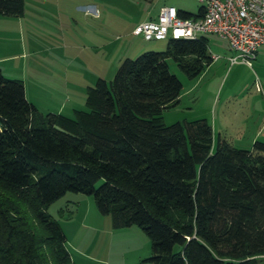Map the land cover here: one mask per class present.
Listing matches in <instances>:
<instances>
[{"label":"trees","instance_id":"obj_1","mask_svg":"<svg viewBox=\"0 0 264 264\" xmlns=\"http://www.w3.org/2000/svg\"><path fill=\"white\" fill-rule=\"evenodd\" d=\"M26 0H0L20 17ZM181 11L184 16L195 15ZM174 58L192 78L214 60L209 39L172 38L88 86L86 109L40 112L0 66V264H74L48 206L93 195L115 228L138 224L155 264H257L264 256V142L215 140L205 118L167 124L180 102ZM28 210H25L24 203Z\"/></svg>","mask_w":264,"mask_h":264},{"label":"rangeland","instance_id":"obj_2","mask_svg":"<svg viewBox=\"0 0 264 264\" xmlns=\"http://www.w3.org/2000/svg\"><path fill=\"white\" fill-rule=\"evenodd\" d=\"M163 5L191 14L202 6L199 0H27L23 20L0 14V66L6 76L24 79L40 112L73 116L75 109L87 108L88 86L99 77L110 81L126 58L167 49L168 40L132 33L140 22L157 17ZM202 35L211 54L221 57L194 78L168 59L183 91L177 105L163 110L164 121L205 118L216 141L221 135L244 148L264 142V46L253 66L231 65L235 51L229 41L216 33ZM15 51L19 55L13 58ZM48 212L61 223L74 264H155L145 261L152 254L145 230L138 224L115 228L93 195L68 191ZM257 264H264V257Z\"/></svg>","mask_w":264,"mask_h":264},{"label":"built area","instance_id":"obj_3","mask_svg":"<svg viewBox=\"0 0 264 264\" xmlns=\"http://www.w3.org/2000/svg\"><path fill=\"white\" fill-rule=\"evenodd\" d=\"M198 14L184 16L174 5H163L155 18L135 26L133 34L146 40L199 38L216 33L227 39L235 54L231 65L244 62L253 66L264 45V0H199ZM221 55L212 53L213 60Z\"/></svg>","mask_w":264,"mask_h":264},{"label":"crops","instance_id":"obj_4","mask_svg":"<svg viewBox=\"0 0 264 264\" xmlns=\"http://www.w3.org/2000/svg\"><path fill=\"white\" fill-rule=\"evenodd\" d=\"M26 6H27V0H26ZM26 14H27V8H26V11H25V14L23 15V16H20V17H15V19L16 20H23L25 17H26ZM132 33H133V31H132ZM10 43H13V42H10ZM229 46H230V43H229ZM264 46V45H263ZM262 46V47H263ZM230 48H231V46H230ZM260 49H261V47H260ZM260 49H259V51H260ZM15 54H13L14 55V57L13 58H15V57H17L19 54L17 53L16 54V51L14 52ZM258 57H259V52H258ZM258 57H257V59H258ZM3 60L1 59L0 60V62H2ZM1 65V64H0ZM2 69H3V67H2ZM24 80V79H23ZM26 91H27V89H26ZM28 93V92H27ZM27 97L29 98V100H31L32 102H34L35 103V101H33V99H31L29 96H28V94H27ZM36 104V103H35ZM264 256H262V258H263Z\"/></svg>","mask_w":264,"mask_h":264}]
</instances>
